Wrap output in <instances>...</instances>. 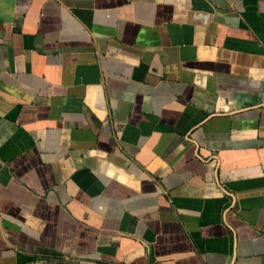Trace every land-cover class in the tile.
I'll return each instance as SVG.
<instances>
[{
  "label": "crops",
  "instance_id": "1",
  "mask_svg": "<svg viewBox=\"0 0 264 264\" xmlns=\"http://www.w3.org/2000/svg\"><path fill=\"white\" fill-rule=\"evenodd\" d=\"M0 264H264V0H0Z\"/></svg>",
  "mask_w": 264,
  "mask_h": 264
}]
</instances>
